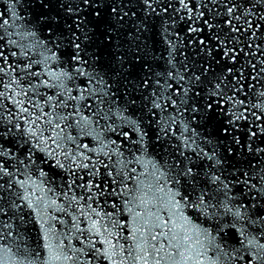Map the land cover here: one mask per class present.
<instances>
[{
    "label": "snow or ice",
    "instance_id": "snow-or-ice-1",
    "mask_svg": "<svg viewBox=\"0 0 264 264\" xmlns=\"http://www.w3.org/2000/svg\"><path fill=\"white\" fill-rule=\"evenodd\" d=\"M0 264H264V0H0Z\"/></svg>",
    "mask_w": 264,
    "mask_h": 264
}]
</instances>
